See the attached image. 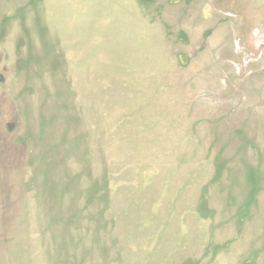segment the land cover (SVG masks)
<instances>
[{
  "label": "rangeland",
  "instance_id": "rangeland-1",
  "mask_svg": "<svg viewBox=\"0 0 264 264\" xmlns=\"http://www.w3.org/2000/svg\"><path fill=\"white\" fill-rule=\"evenodd\" d=\"M0 264H264V0H0Z\"/></svg>",
  "mask_w": 264,
  "mask_h": 264
}]
</instances>
